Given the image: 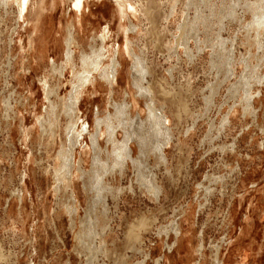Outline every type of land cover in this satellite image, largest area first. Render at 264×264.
<instances>
[{"label": "rangeland", "instance_id": "374dc122", "mask_svg": "<svg viewBox=\"0 0 264 264\" xmlns=\"http://www.w3.org/2000/svg\"><path fill=\"white\" fill-rule=\"evenodd\" d=\"M45 1L40 20L39 0L21 18L0 10V264H264V36L260 46L251 28L264 0H127L133 9L84 0L80 11L73 0ZM70 23L77 68L81 51L104 43L81 88L70 63L51 71L65 63ZM113 58L108 83L99 73ZM71 93L73 181L55 191L66 119L51 143L40 122ZM124 100L145 137L132 140L133 160L102 175L96 118ZM160 112L156 134L149 124ZM98 140L111 164L106 134Z\"/></svg>", "mask_w": 264, "mask_h": 264}, {"label": "bare ground", "instance_id": "6f19581e", "mask_svg": "<svg viewBox=\"0 0 264 264\" xmlns=\"http://www.w3.org/2000/svg\"><path fill=\"white\" fill-rule=\"evenodd\" d=\"M39 1H40V5L38 8L39 11L36 15L37 20L41 19V10L45 7L44 4H46L45 0H39ZM175 1L176 0H174V4H175ZM30 2L31 0H0V10H2L4 14H9V13L14 12L17 18H21L25 15V12H27ZM83 3H84V0H73L72 5L78 11H80L81 8L83 7ZM14 5H16L15 9H13ZM123 5L125 7L128 6V8L133 9L127 0L123 1ZM52 6H53V3H52ZM144 10H146V7H144ZM45 16L46 14L44 16L42 14V17L45 18ZM150 16L152 17L153 15H150ZM42 21H43V18H42ZM251 28L255 30V35H254L255 40L254 41L259 43L260 46H262L261 35L264 36V10L261 11L258 14V16L253 19ZM77 39L78 38L76 37L75 31H74V24L73 23L68 24L67 31H66V37H65V43L67 45V51L65 52V63L61 65L60 67H57L55 63H52L51 71H52V74H55L56 71H59V73H62V70H64L66 65L70 63L75 68L74 73H75V78L77 80L75 86L76 88L77 87L81 88L83 85H85L87 82L90 81L93 75V71L96 72L97 70L100 69V66L103 63L102 56H104L105 52L102 51V49L104 48L103 41L100 44L99 48L94 46L95 44L94 45L92 44L91 46L92 49L90 53L86 54L84 51H81V54L79 57L80 64H79V67L77 68L76 63L74 62V57L76 58V56L74 54V51L71 48V46L77 44ZM119 65H120V62L118 58H113L111 65L110 66L105 65L101 69L99 75L106 82L110 83L112 82L111 80L114 79L115 75L117 74V71H118L117 66ZM135 70L142 72L143 71L142 64L140 63V66L136 68ZM134 80H135V76H134ZM135 84H136V80H135ZM244 84L248 85L249 82L247 81ZM46 87H47V93L49 95H54L55 97L59 96L58 91H56L55 87L53 86L52 87L46 86ZM138 87L140 86L138 85ZM248 87L249 86H246V88H244V98L243 99L245 101V107H249L250 105H252V103L249 100L250 91ZM77 90L78 89L75 90L76 93H77ZM59 99L60 100L58 102H56V100H52L49 102V110L47 111L46 116L40 122L41 128H42L41 136L43 137L45 136L48 142L51 143L55 141V136H56L57 130L60 125L59 124L60 116L64 115L66 119V123L64 127L65 138H63L64 140L62 141V143L60 142L61 147L57 153V159H59L60 163L57 167H53V173H54L53 176H54V179L57 181L56 186H55V191H58L59 188L63 186L65 187L72 186L73 169H74V165H73L74 164V148L73 146L76 143H78V140H77L78 132L76 130L77 123L73 121L74 115H76L74 114V112H76V110L78 109V106L76 103V94L71 93L66 102H64L63 98H59ZM127 103H128V100H124L120 104L114 103L113 105L114 111L112 113L108 111L105 116L103 117L97 116L96 118V130L93 132L91 136V140L93 142V147H94V154H95L93 157V160L94 162H97L101 166L100 171H102V175H104L105 172H110V169L114 168L115 166H119V167L125 166L127 164L126 162L127 159L133 160L132 159L133 148L131 146L132 140L135 137H137L138 140H142L145 137L143 135V133H145V129L142 126V124L135 125L134 124L135 120L129 119L126 108H125ZM130 110H131V106H130V109H128V111ZM152 119H153V122L149 124V128L152 131H155L156 134H159L160 130L163 128V123L165 119H167V115L161 112L158 114L156 113V115L155 114L153 115ZM165 128H168V127H165ZM119 131L123 133V139L121 140H119L116 135V133ZM104 133L106 134V142L111 144L110 152L107 151V148L105 147V150L109 152V154L112 155L113 162L111 164H109L107 161L102 162L101 157L98 154L99 151L101 150V143L98 140V137L102 136ZM96 176H98L97 173H96ZM103 183L99 187L101 191H104L106 189ZM151 186L152 188L154 187V190L156 189V191H159V186H156V185H151ZM87 188L88 186L86 185L85 189ZM71 197L75 199L74 193L71 195ZM63 208L72 217V212L75 209V207L73 205L72 206L65 205ZM59 210H62V208ZM126 236L127 238L130 237L131 233H127ZM132 236L136 237L134 234H132ZM218 264L220 263L218 262Z\"/></svg>", "mask_w": 264, "mask_h": 264}]
</instances>
